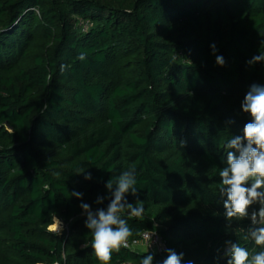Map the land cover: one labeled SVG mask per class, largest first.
<instances>
[{"label":"trees","instance_id":"obj_1","mask_svg":"<svg viewBox=\"0 0 264 264\" xmlns=\"http://www.w3.org/2000/svg\"><path fill=\"white\" fill-rule=\"evenodd\" d=\"M261 52L264 0H0V264H103L80 205L106 210V182L131 167L125 199L144 211L121 214L132 236L108 264L261 250L219 192L225 144L251 119L243 98L264 86V61L248 63ZM149 231L163 254L134 249Z\"/></svg>","mask_w":264,"mask_h":264},{"label":"clouds","instance_id":"obj_2","mask_svg":"<svg viewBox=\"0 0 264 264\" xmlns=\"http://www.w3.org/2000/svg\"><path fill=\"white\" fill-rule=\"evenodd\" d=\"M211 47L215 54V44ZM79 59H85L84 54H81ZM260 61H264V52L254 56L248 63ZM216 63L223 66V56L217 55ZM241 108L251 119L244 124L242 136L231 137L225 144L226 166L219 171V192L226 197L223 202L226 219H250L248 236L261 250L252 253L240 244L228 241L225 255L230 257L227 264H264V86L253 84L244 96ZM85 179H91V173H88ZM136 183L135 168L131 167L122 171L115 178V183L111 179L106 182L105 187L112 196L106 210L100 208L94 212L89 204L80 205L87 215L85 226L92 233L91 248L103 264H108L111 260L113 250L127 248L128 240L132 236V229L121 214L127 211L131 216L140 217L144 211L139 201L133 205L125 199L129 192L136 195ZM72 195L82 197L79 192H73ZM102 202L103 198L98 197L96 203ZM254 205H259L258 210L253 208ZM52 219L55 227H50L49 231L60 234L62 221L57 216ZM153 259V255L148 254L140 264H152ZM182 262L183 253L177 254L168 249L162 264ZM188 264L193 262L188 261Z\"/></svg>","mask_w":264,"mask_h":264},{"label":"built area","instance_id":"obj_3","mask_svg":"<svg viewBox=\"0 0 264 264\" xmlns=\"http://www.w3.org/2000/svg\"><path fill=\"white\" fill-rule=\"evenodd\" d=\"M141 246H145L148 252L154 254H163L166 250V242L163 237L155 231L145 232L141 236V240L138 244L134 245L137 249Z\"/></svg>","mask_w":264,"mask_h":264},{"label":"rangeland","instance_id":"obj_4","mask_svg":"<svg viewBox=\"0 0 264 264\" xmlns=\"http://www.w3.org/2000/svg\"><path fill=\"white\" fill-rule=\"evenodd\" d=\"M257 226H259V225H257ZM52 227L54 228L55 225H53ZM64 229H65V226H64V224H62L61 232H62ZM52 232L56 233L55 231H52ZM142 247H145V246H141V247H139L138 250H139V251H142V252L145 251V250H148L147 248H145V249H144V248L141 249ZM134 249H136V247H135Z\"/></svg>","mask_w":264,"mask_h":264},{"label":"crops","instance_id":"obj_5","mask_svg":"<svg viewBox=\"0 0 264 264\" xmlns=\"http://www.w3.org/2000/svg\"><path fill=\"white\" fill-rule=\"evenodd\" d=\"M144 247H142L141 249H143ZM145 249V248H144ZM146 251V250H145Z\"/></svg>","mask_w":264,"mask_h":264}]
</instances>
